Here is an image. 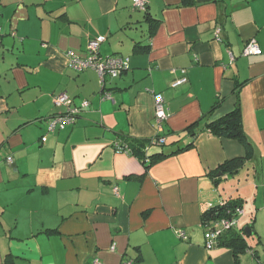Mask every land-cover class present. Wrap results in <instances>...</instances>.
<instances>
[{"label":"crops","instance_id":"0c3cea01","mask_svg":"<svg viewBox=\"0 0 264 264\" xmlns=\"http://www.w3.org/2000/svg\"><path fill=\"white\" fill-rule=\"evenodd\" d=\"M146 11L132 0H0V264H235L231 248L205 247L200 217L236 198L239 264H264V0H148ZM97 35L101 56L129 58L103 83L67 65ZM249 39L261 54H242ZM60 92L88 105L48 131L66 110ZM154 93L168 112L160 127ZM236 104L251 155L206 128ZM141 141L164 155L144 166L115 149ZM235 158V172L216 171Z\"/></svg>","mask_w":264,"mask_h":264},{"label":"built area","instance_id":"2783aa9c","mask_svg":"<svg viewBox=\"0 0 264 264\" xmlns=\"http://www.w3.org/2000/svg\"><path fill=\"white\" fill-rule=\"evenodd\" d=\"M148 0H132V4L135 8L141 11H145L147 8ZM218 32V29L216 33ZM1 33V27H0ZM217 35V34H216ZM105 40L104 35H97L93 39H90L86 46L85 55H77L69 51L67 56V65L69 68L75 71H81L84 69H93L97 72L100 83L104 82L105 77H117L122 73V71L128 68L129 58L127 56L113 54L107 56H101L98 52L99 45ZM262 53L261 48L255 39H249L243 49L242 54L247 55H259ZM184 79L178 81L181 82ZM108 97V95L106 94ZM154 99V119L158 127L162 121L168 117V112L164 107L163 97L159 93L153 94ZM54 104L56 106H65L66 110L62 113L55 114L51 116L47 123V130L54 131L56 128H63L67 124H72L76 121L77 116L79 115L82 108L88 105L87 101L81 102L79 106H71V99L65 92H60L53 97ZM42 141L46 139L45 136H42ZM157 144H162L165 141L164 137H157ZM116 146V151H123L122 147L119 145ZM7 162H12V157H6ZM113 192L115 195L118 194L117 187H114ZM238 215L243 213L241 208L236 209ZM234 220L222 217L214 223V226H207L204 232L205 247L211 248L216 244L219 237L224 233V231L230 228L234 224ZM176 234L179 237L184 238V232L182 230L176 231ZM115 244L112 243L109 247L110 250H114ZM94 264H99L97 259L94 260ZM122 264H134L131 259L124 260Z\"/></svg>","mask_w":264,"mask_h":264},{"label":"trees","instance_id":"16d2710c","mask_svg":"<svg viewBox=\"0 0 264 264\" xmlns=\"http://www.w3.org/2000/svg\"><path fill=\"white\" fill-rule=\"evenodd\" d=\"M144 13L145 17L147 19H150L148 11L145 10ZM146 47L147 46L145 45H135L136 50H146ZM191 128L192 126L188 127V129H190L191 136H194L195 132L192 131ZM206 128L215 136L237 139L245 147L246 154L251 155L252 144L248 140L243 128L242 114L239 104H236V106L231 111L219 117L218 119L208 122L206 124ZM155 140L156 138L153 139V142L157 143ZM117 145L122 147L123 151L120 152H125L137 156L144 166L151 164L153 160H156L157 158H160L164 155L162 153L155 155H146L144 153L145 144L142 141L136 142L135 145L127 143ZM242 163L243 159L241 158H235L229 161H225L216 169V171H221L222 173H233L238 169V167L242 165ZM237 208L242 209L241 199H224L218 202L217 204L208 206L205 210H203L200 217V224L203 226L204 229H206L207 226H214V223L222 217L235 221L230 228L224 231V233L219 237L218 241L216 242V244L218 245L228 247L233 250L235 256V264H239V253H242L248 246L245 238L240 233L234 232L237 216H239L236 213ZM184 238H186V235Z\"/></svg>","mask_w":264,"mask_h":264},{"label":"rangeland","instance_id":"374dc122","mask_svg":"<svg viewBox=\"0 0 264 264\" xmlns=\"http://www.w3.org/2000/svg\"><path fill=\"white\" fill-rule=\"evenodd\" d=\"M263 244H264V236H263ZM263 246H264V245L261 246L262 249H263ZM261 255L264 257V250H261ZM259 257H260V256H259Z\"/></svg>","mask_w":264,"mask_h":264},{"label":"water","instance_id":"95a60500","mask_svg":"<svg viewBox=\"0 0 264 264\" xmlns=\"http://www.w3.org/2000/svg\"><path fill=\"white\" fill-rule=\"evenodd\" d=\"M246 234H248V231H246Z\"/></svg>","mask_w":264,"mask_h":264}]
</instances>
